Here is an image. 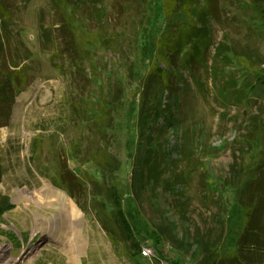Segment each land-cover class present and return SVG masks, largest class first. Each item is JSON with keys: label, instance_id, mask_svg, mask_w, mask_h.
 <instances>
[{"label": "rangeland", "instance_id": "374dc122", "mask_svg": "<svg viewBox=\"0 0 264 264\" xmlns=\"http://www.w3.org/2000/svg\"><path fill=\"white\" fill-rule=\"evenodd\" d=\"M136 1L66 7L77 60L51 45L46 0L10 26L24 83L0 127V264H264L262 14L253 0H180L169 17ZM166 31L185 45L156 61ZM44 183L76 210L77 252L59 205L19 197Z\"/></svg>", "mask_w": 264, "mask_h": 264}, {"label": "trees", "instance_id": "16d2710c", "mask_svg": "<svg viewBox=\"0 0 264 264\" xmlns=\"http://www.w3.org/2000/svg\"><path fill=\"white\" fill-rule=\"evenodd\" d=\"M30 1L31 0H0V127L7 125L15 95L18 91L19 86L24 83V72L20 67L19 61H15L12 59L9 61L10 58L7 54L11 45L10 26L16 21V18L22 15L25 7ZM134 1L137 3L136 0ZM179 1L180 0H162V7L164 8V12L167 17L172 14ZM76 2L82 4L84 3V0H46V4L48 5L49 9L52 10L56 14V16H59L61 18L58 27L51 30L55 32L54 34L52 33L53 39L51 41V45L56 44L55 48L57 49L58 54L61 53L62 56L68 55L73 60H77L79 58V51L76 39L67 21L65 8L75 5ZM253 2V6L261 12L264 20V0H253ZM212 9L214 10L215 8L212 7ZM41 29V31L44 30L43 33L46 39L45 44H49L50 40L49 36L47 35V33L49 32L42 27ZM196 32L197 30H195L194 33H191V37H196ZM182 33L177 34L170 31H166V33H164L163 37H161L158 42L161 47L160 50H158L156 53V61L158 60L160 54H162L163 52H165L166 54L171 53L172 55L175 52L181 51V49L185 45V39ZM156 65V68L159 72H161V74L164 75L166 73H169L168 67H166L165 69H161L160 67H158L159 64ZM174 73L177 74L176 71H174ZM159 104V106L164 105L161 103V101H159ZM110 194L111 201L113 206L115 207L119 222L124 227H126L127 225L124 218L121 195L120 193H118L115 184H112ZM11 207L12 206L9 203V200L6 197H2V199L0 200V216L4 212L8 211ZM245 222H247V218H245ZM110 226L111 225L109 223L104 224V228L106 230H109Z\"/></svg>", "mask_w": 264, "mask_h": 264}, {"label": "bare ground", "instance_id": "6f19581e", "mask_svg": "<svg viewBox=\"0 0 264 264\" xmlns=\"http://www.w3.org/2000/svg\"><path fill=\"white\" fill-rule=\"evenodd\" d=\"M19 197L23 198L25 201L34 202L37 205H51V204L59 205L61 210H64L67 213V215L70 216L72 220V224L70 226V233L72 236H75V239H77L79 242L76 243L77 249L75 250L73 246H70L69 247L70 251L75 250L77 252L83 247L81 240L78 237V231L76 230L77 229L75 224L76 223L75 218L77 216L76 210L74 206L69 203V199L63 191L52 186L50 183H44L40 189L35 188L34 190L26 193L20 191ZM69 264H83V263L71 252Z\"/></svg>", "mask_w": 264, "mask_h": 264}, {"label": "built area", "instance_id": "2783aa9c", "mask_svg": "<svg viewBox=\"0 0 264 264\" xmlns=\"http://www.w3.org/2000/svg\"><path fill=\"white\" fill-rule=\"evenodd\" d=\"M141 254H142L143 256L148 257V256H150V254H152V252H151V249H150L149 247H145V248H143V249L141 250Z\"/></svg>", "mask_w": 264, "mask_h": 264}]
</instances>
